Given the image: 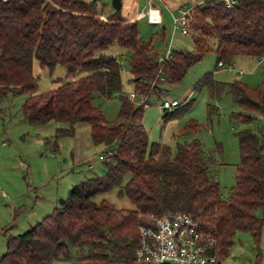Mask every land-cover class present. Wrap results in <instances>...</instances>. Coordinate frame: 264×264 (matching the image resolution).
<instances>
[{"label":"trees","instance_id":"trees-1","mask_svg":"<svg viewBox=\"0 0 264 264\" xmlns=\"http://www.w3.org/2000/svg\"><path fill=\"white\" fill-rule=\"evenodd\" d=\"M187 34L192 49L171 48L170 58L158 62L163 52L153 47L152 39L141 38L136 20L123 17L120 9H106L102 0H0V101L9 93L24 94L21 110L29 124L53 120L70 125L57 128L55 137L72 135L76 124H88L91 142L107 148L103 173L73 185L63 205L8 237L0 264H139L134 258L138 227L148 223L147 214L174 211L191 215L200 231L215 240L218 261L229 256L240 231L259 242L264 226V123L257 130L250 124L252 114L264 116V67L255 87L238 79L216 80L212 72L194 86L205 88L212 101L206 103L208 114L219 113L215 102L226 93L247 111L230 113L247 127L235 132L240 159L226 198L211 169L213 157L197 137L200 122L185 121L172 150L149 143L141 119L150 96L165 95L166 86L180 83L208 52L215 53V68L219 61L264 55V0H237L232 7L222 0H205L194 7ZM113 45L130 50L129 82L135 97L145 98L140 105L122 92V65L107 53ZM34 58L49 73L63 66L65 80L34 93ZM114 95L119 111L115 121L107 122L93 102ZM191 102L165 110L163 116H174ZM126 174L119 194L133 209L92 201L96 194L120 187Z\"/></svg>","mask_w":264,"mask_h":264},{"label":"rangeland","instance_id":"rangeland-1","mask_svg":"<svg viewBox=\"0 0 264 264\" xmlns=\"http://www.w3.org/2000/svg\"><path fill=\"white\" fill-rule=\"evenodd\" d=\"M111 1L106 0L109 7ZM143 1H139L140 16L134 20L144 41L152 39L153 47L160 53L166 50L171 39L172 49H192L189 35L173 29L175 10L168 12L162 5L156 9L143 8ZM189 5L190 3L186 7ZM107 53L121 63L122 92L129 97L130 93H133L132 84L129 82L130 50L113 45L107 49ZM215 60V53L208 52L187 70L180 83L167 85L165 95L161 98L151 95L144 107L141 122L147 131L149 143L160 142L170 146L172 150H175V135L182 124L189 119L200 122L202 128L197 137L206 153L213 157L211 169L217 174L221 196L226 198L234 185V165L240 159L235 132L247 127L246 124L232 119L230 113L247 111L240 109L226 93L221 100L215 102L219 113L208 114L206 103L209 100L206 90H195L194 86L205 73L212 72L216 80L238 79L250 87H255L261 82L263 66L257 65L256 60L251 57H236L230 63L245 72L240 77L223 68H215ZM32 69L36 77L34 93L54 89L61 80H65L66 70L61 65H56L49 73L47 69L41 68L34 58ZM25 97L24 94L9 93L0 101V255L6 251L8 237L25 232L31 225L51 213L54 207L61 206L60 200L67 198L73 185L99 176L104 171L103 159H99V156H105L107 148L91 142L88 124H76L72 135L55 137L57 128L70 125L53 120L42 125L29 124L21 110ZM144 99L136 97L134 105H140ZM173 99L178 100L180 105L190 100L192 102L189 107L166 118L163 116L165 110L160 104L162 100ZM93 103L100 107L107 122L115 121L120 104L117 95L110 98L98 96ZM176 107L170 111H174ZM252 115L255 119L250 127L257 130L264 123V116ZM128 177L127 174L124 176L120 187L96 194L92 201L99 204L106 200L116 208L133 209L134 205L129 199L119 194ZM111 264L123 263L115 261ZM218 264H264V226L258 243L249 232H238L229 256Z\"/></svg>","mask_w":264,"mask_h":264},{"label":"built area","instance_id":"built-area-1","mask_svg":"<svg viewBox=\"0 0 264 264\" xmlns=\"http://www.w3.org/2000/svg\"><path fill=\"white\" fill-rule=\"evenodd\" d=\"M226 7H232L237 0H222ZM202 2L192 0L191 5H184L175 9L172 24L175 31L187 34L188 24L193 19V9ZM147 7L156 9L151 0ZM171 40L157 58L163 62L171 56ZM256 64L264 67V55L256 58ZM218 68H223L236 76H243L244 71L230 62L219 61ZM129 98L134 100L135 94L130 93ZM143 101L140 102L142 104ZM176 99L162 100L160 106L163 110H170L179 105ZM104 155L99 159H104ZM147 224L138 227V243L134 258L139 264H218L220 261L213 248L215 240L203 234L197 226L196 220L186 212L174 211L160 215L147 214Z\"/></svg>","mask_w":264,"mask_h":264},{"label":"crops","instance_id":"crops-1","mask_svg":"<svg viewBox=\"0 0 264 264\" xmlns=\"http://www.w3.org/2000/svg\"><path fill=\"white\" fill-rule=\"evenodd\" d=\"M102 1L105 2L106 9H108L109 7H107L108 4L106 0H102ZM120 1H121L120 11L123 17L128 18L130 20H134L140 16V12H141V3H139L140 0H120ZM197 1L204 2L205 0H197ZM147 2L148 0L143 1V8L147 7ZM191 2L192 0H151V4L155 8L162 5L168 12H172L177 7L182 5L186 6L189 3L191 5Z\"/></svg>","mask_w":264,"mask_h":264},{"label":"water","instance_id":"water-1","mask_svg":"<svg viewBox=\"0 0 264 264\" xmlns=\"http://www.w3.org/2000/svg\"><path fill=\"white\" fill-rule=\"evenodd\" d=\"M111 7L114 9V10H119L120 7H121V1L120 0H112L111 1ZM65 203V200H60V204L63 205ZM113 243H117L116 240H113Z\"/></svg>","mask_w":264,"mask_h":264}]
</instances>
